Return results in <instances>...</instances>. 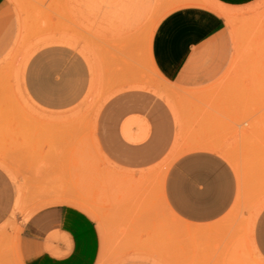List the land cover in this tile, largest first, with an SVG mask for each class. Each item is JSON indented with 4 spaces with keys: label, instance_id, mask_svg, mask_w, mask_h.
<instances>
[{
    "label": "rangeland",
    "instance_id": "374dc122",
    "mask_svg": "<svg viewBox=\"0 0 264 264\" xmlns=\"http://www.w3.org/2000/svg\"><path fill=\"white\" fill-rule=\"evenodd\" d=\"M8 1L17 36L0 60V166L16 184L18 202L0 234V257L9 255L20 232L18 216L25 223L35 212L71 199L97 223L101 251L96 264H264L253 241L264 208V0L243 7L217 0ZM191 7L225 21L234 55L213 85L184 91L154 70L149 50L160 22ZM60 45L79 51L97 68L98 78L109 80L111 71L113 80L123 84L127 73L139 74L160 90L181 127V138L161 164L147 170L110 169L106 155L84 150L92 140L86 132L70 138V153L61 152L56 127L48 132L39 120L43 112L22 87L31 57ZM105 93L110 92L103 87L90 98L103 103ZM175 98L179 105H173ZM98 107L86 105L81 113L92 115ZM80 124L91 129L89 121ZM193 151L220 154L239 179L231 212L205 227L179 221L165 198L170 166ZM99 165L102 169L90 168Z\"/></svg>",
    "mask_w": 264,
    "mask_h": 264
},
{
    "label": "crops",
    "instance_id": "0c3cea01",
    "mask_svg": "<svg viewBox=\"0 0 264 264\" xmlns=\"http://www.w3.org/2000/svg\"><path fill=\"white\" fill-rule=\"evenodd\" d=\"M217 1L243 7L253 0ZM16 36L13 7L8 0H0V60ZM151 42L152 67L177 90L210 87L226 72L234 55L225 21L203 8H183L169 14ZM115 76L110 71L109 80L107 76L98 78L97 68L92 69L79 51L66 45L48 46L37 51L25 66L22 87L29 101L43 112L39 120L46 123L48 132L53 133L56 127L62 153L71 152V137L86 132L92 140L84 150L106 155L110 169L156 168L181 138L180 120L167 99L159 96L160 90L143 76L127 73L123 84H117ZM103 87L110 92L104 94L107 99L103 103L90 98ZM91 104L99 106L98 111L81 113ZM173 105H179L176 98ZM86 121L92 124L89 131L80 124ZM90 168L102 169L100 165ZM238 194L239 179L233 167L215 152L193 151L180 156L165 180L171 213L192 227L209 226L225 218ZM73 201L64 199L60 205L43 208L25 223L18 216L20 232L8 247L9 255L0 257V264H96L101 251L97 223ZM17 202L16 184L0 166V234L5 233ZM253 241L264 261V208L256 218Z\"/></svg>",
    "mask_w": 264,
    "mask_h": 264
},
{
    "label": "bare ground",
    "instance_id": "6f19581e",
    "mask_svg": "<svg viewBox=\"0 0 264 264\" xmlns=\"http://www.w3.org/2000/svg\"><path fill=\"white\" fill-rule=\"evenodd\" d=\"M120 35V34H119ZM20 36V35H19ZM151 41V40H150ZM152 43V42H151ZM101 109V108H100ZM219 150V149H218ZM259 256V255H258Z\"/></svg>",
    "mask_w": 264,
    "mask_h": 264
}]
</instances>
